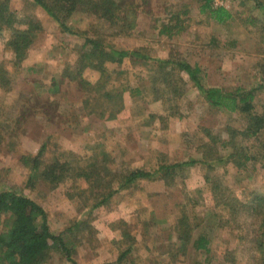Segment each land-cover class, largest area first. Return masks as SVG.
Returning <instances> with one entry per match:
<instances>
[{
	"label": "rangeland",
	"instance_id": "1",
	"mask_svg": "<svg viewBox=\"0 0 264 264\" xmlns=\"http://www.w3.org/2000/svg\"><path fill=\"white\" fill-rule=\"evenodd\" d=\"M214 3L232 13L228 25L199 17L194 0H147L134 15V28L118 37L83 14L68 24L100 30L117 49L142 48L151 59L173 56L197 65L208 87L230 91L258 85L257 75L264 73V9L254 0ZM9 8L37 18L40 30L20 64L8 47L10 33L0 31V68L9 78L8 86L0 85V191L36 200L48 212L52 231L72 243L77 264L116 263L128 245L133 250L120 264H259L264 212L255 214L251 205L264 196V164L236 167L226 157L234 148L224 145L228 130H243L247 121L210 109L185 75L172 80L174 92L163 83L152 85L158 76L151 62L125 59L109 66L103 89L133 91L106 101L95 90L98 85L92 89L73 76L74 46L81 39L63 32L32 0H9ZM186 8V30L160 36L158 21ZM82 78L92 87L99 75L86 69ZM255 106L264 110V88ZM241 137L236 145L243 148L247 143ZM207 142L214 160L223 157L221 164L205 160L201 145ZM43 146L41 168L54 160L74 169L82 161L102 167L104 181H111L115 191L110 201L94 208L96 189L84 178L89 167L53 189L38 174L30 179L32 163L24 158L36 156ZM203 160L207 164L178 171L170 184L155 178L120 188L122 175L132 168ZM183 217L196 225V233H208V254L196 253L191 245L179 247L177 222ZM48 264L64 263L54 256Z\"/></svg>",
	"mask_w": 264,
	"mask_h": 264
},
{
	"label": "trees",
	"instance_id": "2",
	"mask_svg": "<svg viewBox=\"0 0 264 264\" xmlns=\"http://www.w3.org/2000/svg\"><path fill=\"white\" fill-rule=\"evenodd\" d=\"M194 1L199 17L203 19L225 26L233 20L232 13L222 6L215 5L214 0ZM254 1L260 9H264V0ZM32 2L39 6L63 32L82 40L80 44L74 46L77 52V61L73 76L76 75L74 78H80V83H84L92 89L98 85L95 90L108 101L115 95L119 96L120 92L122 94L126 90L132 92L133 89H129V87L118 88L116 94H113L110 89H103L102 83L110 80L108 67L111 65L120 66L125 59L144 63L151 62L152 65H155L156 71L154 72L158 76L152 85L163 83L164 89L171 91H173L171 88L172 80L180 78L179 74L185 75L198 91L201 100L210 109L224 110L230 114L243 117L247 121L246 128L243 130H228L229 137L224 145H231L234 150L226 156L227 159L236 167H245L249 164L254 166L257 162L264 164V110L258 112L255 106V98L264 88V73L257 75L258 79H256L261 82L250 88L239 86L230 91H225L219 87H208L203 83L204 76L197 65H191L187 61L173 56L164 59H151L144 54L146 50L142 48L134 50L117 49L106 41L105 37L108 35L103 34L100 30L96 28L87 31L75 30L68 24V20L74 15L83 14L107 25L112 37L123 36L134 28V15L141 6L147 4V0H140L137 3H132L131 0H32ZM189 14L188 9L186 11L179 10L170 18L160 19L157 26L159 27L158 34L166 38L182 34L190 22ZM2 30L10 33L8 47L13 53L14 61L20 64L26 58L27 52L40 30L37 18L30 14L21 16L10 10L9 0H0V31ZM86 69H91L99 75L92 87L91 83L82 78ZM7 75L8 72L0 68L1 87L8 86L9 78ZM158 88L154 89L158 90ZM136 92L138 91L136 90ZM239 135H242L240 138L242 141H246V147L241 148L236 145ZM210 139L209 137V141ZM201 147L205 160L212 162L215 155L210 144L208 142L203 143ZM44 154L45 146L38 151L36 156L29 158V160L24 158L25 162L32 163L30 179L38 174L41 181L49 182L50 188L53 189L66 177L84 173L89 167L88 175H84V178L89 184L93 183L90 185L91 189H96L93 198L94 208L106 204L115 194L111 187V181H104L102 167L98 169L94 163L87 164L88 162L82 161L79 163V167L74 169L67 161L58 163L54 160L52 163L46 164L45 168H41L40 163L42 162L40 160ZM214 161H217L216 164H221L223 157L219 156ZM203 164H207V162L203 160L201 162L161 163L151 170L132 168L126 171L125 175H122L120 188L133 187L141 181H152L155 178L170 184L168 182L177 178L178 171H182L186 167ZM207 181L212 182L208 177ZM213 188L215 192L218 189L216 186ZM219 195L223 196L222 194ZM252 202L251 207L252 210H255V214L258 211L264 212V196L258 197ZM177 224H179L177 238L180 242V248L185 250L188 245H191L196 253L208 254L210 252L211 241L208 233H196L195 227H193L196 225H191L188 217L180 218ZM258 248L261 254L259 264H264V244H259ZM132 250L133 247L128 245L125 250L121 251L116 263L104 264H120ZM74 253L72 243L67 241L63 234L57 235L52 231L48 212L36 200L13 191H0V264H48L54 256L60 257L64 264H77Z\"/></svg>",
	"mask_w": 264,
	"mask_h": 264
}]
</instances>
